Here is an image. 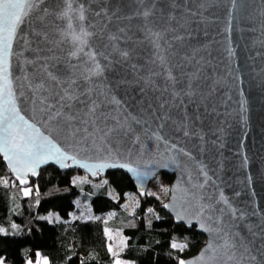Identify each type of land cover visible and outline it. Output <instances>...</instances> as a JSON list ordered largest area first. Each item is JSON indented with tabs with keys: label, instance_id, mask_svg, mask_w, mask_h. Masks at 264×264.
I'll use <instances>...</instances> for the list:
<instances>
[{
	"label": "snow or ice",
	"instance_id": "1",
	"mask_svg": "<svg viewBox=\"0 0 264 264\" xmlns=\"http://www.w3.org/2000/svg\"><path fill=\"white\" fill-rule=\"evenodd\" d=\"M230 3L226 33L243 7ZM216 6L215 0H0V153L20 183L41 164L72 161L94 175L126 168L142 187L153 175L149 165L141 171L107 161L146 147L158 150L163 167L196 160L188 144L204 151L203 118L217 114L220 81L210 44L193 42L201 32L207 36L213 20L205 13ZM82 153L97 162H81ZM209 172L196 160L195 174L186 169L187 181L164 205L177 221L191 227L194 220L210 234L196 258L179 264H264V217L250 221ZM171 247L183 251L187 244Z\"/></svg>",
	"mask_w": 264,
	"mask_h": 264
},
{
	"label": "water",
	"instance_id": "2",
	"mask_svg": "<svg viewBox=\"0 0 264 264\" xmlns=\"http://www.w3.org/2000/svg\"><path fill=\"white\" fill-rule=\"evenodd\" d=\"M215 2L218 6L210 8L205 13L213 20L208 26L207 36L201 32L193 43L210 44L209 51L215 58V76L220 81L215 98L217 114L203 118L204 151H195L193 143H189L188 148L193 151L196 160L203 161L208 166L209 175L215 173L213 178L219 177L218 183L233 204L248 212V219L255 222L264 217V43H261L264 40V36L261 35L264 17L260 15L261 11H264V0H240L243 7L239 12H233L234 19L230 33L224 31L228 22L227 11L231 8L230 0H215ZM229 37L235 53L231 58L225 51L229 46ZM13 64L15 70V61ZM127 91L138 99L132 88ZM89 155L92 154L82 153L78 159L81 162L96 163L94 158L88 159ZM0 156L14 180L22 188L30 186L31 180L38 179L41 171L48 167H55L61 172L78 171L93 181L105 178L111 172H123L134 182L138 195L145 198L150 185L159 175L171 176L173 181L170 196L162 205L163 210L173 217L177 225H184L188 229L195 228L206 237L204 247L195 256L182 259L190 261L196 258L210 240V234L200 230L194 220L189 227L185 221L176 220L172 208L164 207L165 204L173 202L174 186L182 178L187 181L186 169L192 170L193 175L195 174L196 160L180 158L179 166L169 164L168 167H163L166 161L159 155L158 150L155 147H151L150 150L146 147L143 154L137 155L134 151L129 156L125 152L122 157L107 161L109 164L129 163L133 167L139 166L141 171L144 170V165H149L153 175L145 179L141 187L136 176L126 168L109 167L94 175L72 161H66L69 167H61L52 161L41 164L36 168V175L29 172L23 177L27 183L21 184L2 153ZM141 192L144 194L142 195ZM253 211L257 214L255 217L251 216Z\"/></svg>",
	"mask_w": 264,
	"mask_h": 264
},
{
	"label": "trees",
	"instance_id": "3",
	"mask_svg": "<svg viewBox=\"0 0 264 264\" xmlns=\"http://www.w3.org/2000/svg\"><path fill=\"white\" fill-rule=\"evenodd\" d=\"M77 174L85 175L45 168L38 179L31 180L27 187L30 194L24 195L25 188L14 180L0 156V228L5 230L0 232V259L4 264H28L38 257L46 258L49 264H114L108 230L125 235L127 246L119 256L134 264H179L204 247L203 234L177 225L155 197L138 195L127 174H108L113 194L105 189L94 192L90 184H76ZM164 176L172 183L173 177ZM82 197L97 218L71 221L70 215ZM50 213L58 214L62 221L53 224L41 219ZM109 213H114L110 221L98 218ZM173 242L187 247L183 251L173 249Z\"/></svg>",
	"mask_w": 264,
	"mask_h": 264
},
{
	"label": "rangeland",
	"instance_id": "4",
	"mask_svg": "<svg viewBox=\"0 0 264 264\" xmlns=\"http://www.w3.org/2000/svg\"><path fill=\"white\" fill-rule=\"evenodd\" d=\"M75 177H76L75 178L76 184L78 183L79 184L80 183L90 184V186L93 187L94 192H98L99 189L101 190L105 189L104 191H107L109 194L114 193L112 187L109 185V181L107 177L102 178L98 181H93L87 175H82V174H77ZM164 188L169 189V191L165 193L163 191ZM170 188H171L170 181L164 175H159L156 178V180L153 181L152 184L150 185L148 193H153V195L151 196L155 197L160 203L164 204L169 199ZM76 205H77L76 209L70 215L71 221L90 220V219L97 218L95 217V214L92 208L89 206L87 199L83 197L80 198L77 201ZM43 217H47V219L45 220L53 224L59 223L62 221V219L56 213H50ZM98 218H102L103 220L110 221L114 218V213H109L103 216H98ZM107 235H108L109 247H111L112 249L111 254L114 257V259H120L122 264H134V261L129 260V259H124L119 256L127 246V238L125 237V235L120 231H112V230H108ZM113 253H116L117 255L114 256ZM39 258H40L39 261L36 262L37 264H42V261L44 262L47 261L48 263V260L46 258H41V257ZM33 262H30V264Z\"/></svg>",
	"mask_w": 264,
	"mask_h": 264
},
{
	"label": "crops",
	"instance_id": "5",
	"mask_svg": "<svg viewBox=\"0 0 264 264\" xmlns=\"http://www.w3.org/2000/svg\"><path fill=\"white\" fill-rule=\"evenodd\" d=\"M39 259H40V258L38 257V259H37L35 262L31 263V264H37L36 262H38V261H39ZM28 264H30V262H29ZM42 264H45V262H44V261H42ZM47 264H49V262H48Z\"/></svg>",
	"mask_w": 264,
	"mask_h": 264
},
{
	"label": "built area",
	"instance_id": "6",
	"mask_svg": "<svg viewBox=\"0 0 264 264\" xmlns=\"http://www.w3.org/2000/svg\"><path fill=\"white\" fill-rule=\"evenodd\" d=\"M6 264H11V263H6Z\"/></svg>",
	"mask_w": 264,
	"mask_h": 264
}]
</instances>
